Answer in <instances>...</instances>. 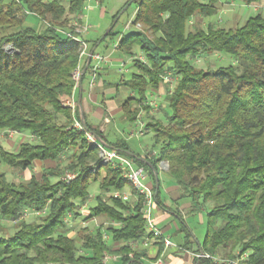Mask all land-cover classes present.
<instances>
[{
    "label": "trees",
    "instance_id": "trees-1",
    "mask_svg": "<svg viewBox=\"0 0 264 264\" xmlns=\"http://www.w3.org/2000/svg\"><path fill=\"white\" fill-rule=\"evenodd\" d=\"M242 1L250 5L261 0ZM84 2L0 0V130L34 136L15 152L0 145V164L29 170L34 161L48 162L42 174L19 182L8 180L0 169V218L16 225L11 234L0 235V264H99L111 252L105 234L112 242L123 243L118 251L127 263L128 253L137 256L128 243L151 236L140 211L142 196L120 170L100 163L98 148L86 141L83 132L68 129L79 114L62 102L73 93L80 43L67 17L80 13ZM132 3L135 17L130 24L136 30L120 35L115 49L120 60L132 57L134 66L122 82L132 95L121 102V114L133 124L143 110L146 131L153 134L159 151L147 157L133 152L124 139L109 142L82 113L85 129L143 167L152 182L158 163L167 162L166 174L180 186L182 196L190 199L194 209H206L200 252L215 256L221 250L229 259L247 254L242 264H264V15H251L234 28L212 22L205 28L189 27L195 14L214 15L217 0ZM28 16L37 17L36 28L26 25ZM113 27L94 52L118 34ZM99 36L83 37L89 50ZM6 44L15 51L6 52ZM213 53L228 57L229 64L206 69L195 65V60ZM84 65L82 61L80 68ZM166 70L176 77L171 93H165L161 78ZM88 71L89 66L80 86ZM146 91L164 97L162 110L168 108L170 113L163 120H153L149 106L143 105ZM65 170L78 174L64 183L58 176ZM90 181L98 182L99 192L85 219L102 216L119 225L101 224L93 231L83 228L78 238L70 237L65 217L80 216ZM151 188L154 202L158 201L159 184L155 188L152 183ZM114 190L128 191L131 198L114 197ZM24 210L41 213L26 221L20 219ZM154 244L156 259L163 243ZM195 261L215 264L203 256Z\"/></svg>",
    "mask_w": 264,
    "mask_h": 264
},
{
    "label": "crops",
    "instance_id": "crops-1",
    "mask_svg": "<svg viewBox=\"0 0 264 264\" xmlns=\"http://www.w3.org/2000/svg\"><path fill=\"white\" fill-rule=\"evenodd\" d=\"M87 2H89V4ZM91 2L96 5L100 4L101 0H85L81 12L74 15V17H76L82 24L84 23V19H86L87 17L85 16L86 13H84V11L92 9ZM28 18L29 16L27 17V19ZM31 19V21L37 22L36 16H31ZM72 22L75 21L72 19ZM98 27L99 26H97V28ZM97 28L93 27L91 31L85 32L82 36L85 39L96 37L100 34V29ZM106 46L107 43L101 44L99 46L100 51H97L108 57V62L104 64L100 69L98 78H100L101 74H109L110 70L113 67H117L118 71L122 74L127 73L128 70L124 68V58L123 60H120L115 51H112L110 49L106 50ZM212 56H215L214 61H216L218 58H224L222 55L217 53H213ZM121 62L124 63L123 67H120ZM104 89L106 91V89L108 88ZM99 91L102 94V98L98 96ZM130 95H132V91L128 92V96ZM160 97L161 95L158 96V98ZM75 100L77 104L79 118L83 120L82 113H84L88 123L92 127H98V130L103 133H105L106 131V125L105 127H103V119L105 117H110V123L115 117L119 116L121 113L120 104L122 101L115 102L112 99L103 98V91L101 86L98 87L96 85L93 89L89 90L87 86V77H85L82 81L81 91L75 92ZM6 139L7 140L5 141L7 145L13 146H18L21 142L26 141L25 134L22 133H14ZM0 145L4 148L1 142ZM148 154L149 153H147L146 151L143 152V155L147 156ZM147 157L150 156L148 155ZM47 165L48 162L46 161H34L29 170H22L24 172L23 175L25 179H28L31 174H42L46 169ZM158 166L159 169L154 173V181L152 182V180H149L148 182H146L150 187L152 183L155 185L156 181L159 184L158 201H155L154 206L152 207L151 217L155 226L161 229L164 234L168 235L175 245L167 247L166 249H164V251L161 252V264H196L197 262L195 261V257L197 254L201 253L199 251V245L203 240L205 232L206 209L204 208V206H200L194 209L192 207L190 199L188 197L182 196V189L180 188V186H178L170 177L167 176V166L165 165V163L159 162ZM148 179H150V177H147V180ZM84 207V204L80 205V216L76 217V219L80 218L83 220L81 222L82 229L86 228L88 231H93L97 226L101 224H107L108 220L102 216H94L92 218L85 219V217L88 216V207ZM194 218H196V220L198 219L196 221V224L193 221ZM76 219L73 220L76 221ZM106 241L111 245V252L107 253L108 255H110V258L106 261L101 260L99 264H152L157 254V245L154 244L155 240L144 237L143 239H140L132 244V249H134L137 256H134L133 252H131V255H129L128 253L130 262L128 261L127 263H124L122 260V254L118 251L119 248L123 245V243L112 242L109 236H107ZM85 253L87 257L90 256V253ZM111 256L116 257L112 258Z\"/></svg>",
    "mask_w": 264,
    "mask_h": 264
},
{
    "label": "rangeland",
    "instance_id": "rangeland-1",
    "mask_svg": "<svg viewBox=\"0 0 264 264\" xmlns=\"http://www.w3.org/2000/svg\"><path fill=\"white\" fill-rule=\"evenodd\" d=\"M126 0H101L100 4L94 5L92 2V9L91 10H85L84 13L86 19H84V23L82 24L79 22V20L74 16H69V24L75 25L76 28H81V26H86L88 28V31H91L93 27L99 26L97 29H100V35L111 25V18L115 13H118L119 10L124 6ZM89 4V2H87ZM217 6V12L209 17H203L198 14H195L189 21V27L197 26V27H203L207 25L208 22H212L216 26L224 27V28H234L236 26L241 25L248 16L254 15L258 12L262 13L264 15V9L263 10H253L248 5H246L242 0H217L216 3ZM222 10V11H221ZM226 11V12H225ZM117 15V14H116ZM135 17V3H131L129 6L126 7V9L119 15L117 22L115 23L113 27L114 32H118V34L115 37L107 38L106 43L109 45V49L112 51H115L113 48V44L117 41L120 35H125L127 33L133 32L136 30L134 26L129 24L130 21H132ZM30 18L26 20V25H30L32 27H37V22L31 21ZM72 19L75 22H72ZM99 38V37H98ZM98 51H100V47H98ZM90 50L88 49V53ZM97 52V51H96ZM137 52V50H135ZM139 55V54H137ZM213 54H210L209 56H205L203 58H200L198 60H195L194 63L198 68L206 69V68H215L221 64L227 65L229 64V58H218L216 61H214L215 56H212ZM137 57V56H136ZM88 58V57H87ZM86 58V61H87ZM125 61V67L128 72L125 74H122L118 71L117 67H113L109 74H101L100 78L97 79V82L95 86L102 87L103 91V98L105 99H112L115 102L123 101L128 97V92H130L129 88L125 85H123V81L128 79L130 77V74L134 70V66L131 62L132 57H126L123 56ZM104 88H108L105 89ZM93 89V88H92ZM77 91V90H76ZM75 91V92H76ZM98 96L102 98V94L98 93ZM75 99V96H74ZM76 101V100H75ZM154 102H157V109L156 113L154 114L155 119L153 120H163V117L165 114H169L170 110L168 108L161 106V104L165 103L164 97L161 96L158 98V100H153ZM110 118V117H109ZM109 124V125H108ZM108 125V127H107ZM133 128V125L130 124L128 121L124 120L122 117V114L120 113L119 116L115 117L110 123L106 124V131L103 134L104 137L109 141H113L116 139H124L125 142L128 144L130 149L140 155H143V152L146 151L149 153V156H152L153 153H158L159 146L154 145L155 141L153 138V134L151 132H147L142 137H130L128 135L129 131ZM7 137H2L0 139V142L4 146V148L7 151L15 152L18 149V146L13 145H7L6 139ZM27 141V139H26ZM17 145V144H16ZM147 155V156H148ZM165 165L167 166V162H165ZM61 164H63V161H61ZM159 166L157 165V170ZM0 169L2 171L6 172V177L8 180L13 182H19L26 180L24 177V172L20 170L19 168H12L6 164H0ZM167 169V167H166ZM63 172V171H62ZM61 172V173H62ZM60 173V174H61ZM59 174V175H60ZM59 177V176H58ZM52 181L56 180V178L52 177ZM150 179H146L145 182H148ZM89 196L88 198L82 202L80 205L84 204L87 208L89 205L94 204V197L99 192L98 182L97 181H90L89 187H88ZM107 196V194H105ZM80 207V206H79ZM39 214H33L30 213L23 219L26 221L36 219V216ZM76 219V218H75ZM198 220V219H197ZM196 218H194V223L196 224ZM83 220L80 218H77L76 221L71 219V217L68 218V229L67 232L70 237L78 238L79 235L82 232L81 222ZM15 224L5 218H0V235H8L11 234L15 229ZM71 226V227H69ZM218 258H226L224 257L223 251H218L215 254Z\"/></svg>",
    "mask_w": 264,
    "mask_h": 264
},
{
    "label": "built area",
    "instance_id": "built-area-1",
    "mask_svg": "<svg viewBox=\"0 0 264 264\" xmlns=\"http://www.w3.org/2000/svg\"><path fill=\"white\" fill-rule=\"evenodd\" d=\"M248 7H250L251 9L257 11V10H263L264 9V0H261L259 2L256 3H252L250 5H248ZM130 24V22H129ZM137 28L140 27V24H136L135 25ZM88 31V28H86V26H81V28H76L75 32L78 33L79 35L75 37V39L77 41H79L80 43V52H79V59L80 62L77 66V68L75 69V71L73 72V79L75 81V85H74V89H73V93L70 96H67L63 99L62 104L65 105L66 107L70 108L72 110V112H74L77 109V104L76 101L74 99L75 96V91L77 89L78 86V81H79V76H80V71H81V62L86 61V58L89 56L88 53V45L85 42V40L83 39V34L85 32ZM66 34L68 36H71V33L66 32ZM113 48L116 49L117 48V41L113 44ZM139 59H143L142 55H138L137 56ZM108 62V57L106 55H103L99 52H94L90 55V60L88 62L89 66V71H88V76H87V86L88 89L91 90L92 88H94L97 79H98V73L100 71V69L102 68V66L104 64H106ZM124 63L121 62L120 63V67H123ZM162 81L163 84L165 86V93H171L174 83L176 81V77L174 75H172V73L168 70H166L162 76ZM158 96L159 95H155V93L151 92V91H146V100L144 101L143 105H148L149 106V113L150 114H154L156 113V109H157V102H154L153 100H158ZM144 111L140 110L138 112V114L136 115V119L134 121L133 128L129 131L128 135L130 137H142L147 131L145 128L146 125V120L144 118ZM110 118L109 117H105L103 119V127H105V125L107 123H109ZM102 127V128H103ZM74 129L76 132H83L84 133V137L86 139V141L94 147H97L99 150V156H100V163L101 164H110L113 168H117L118 170H120L122 172V176L125 180H127L130 185L136 190V192L142 196V207H141V213L143 215L144 221H145V229L146 232L148 234H150V237L147 238H151L154 239L155 241L157 240H162L163 243V250L166 249L167 247L170 246H175L174 243L171 241L170 237L166 234H164L162 232L161 229H159L158 227L155 226L152 217H151V211H152V207L154 206V195H153V190L152 188L145 182V180L147 179V172L144 170L143 167L138 166L134 163V161L129 158L126 157L122 154H119L115 149H112L110 147L107 146V144L104 142V140H102L101 138L97 137L96 135H94L92 132L87 131L83 125V120L79 117H74L72 120V123L70 124V126L68 127ZM14 133H20V132H16L14 130H10V129H4V130H0V139L2 137H9ZM25 134V138L27 140H33L34 136L33 135H28L26 133H22ZM77 171H71V170H65L63 171L58 179L61 182L64 183H68L70 181H72L76 176H77ZM112 195L114 197H119L122 200H129L131 198V194L128 191H120V190H114L112 191ZM30 213L33 214H40L41 211H33V210H24L23 213L20 216V219H23L24 217H26L27 215H29ZM70 217V213H68L65 217V221L67 222V226L69 225L68 222V218ZM14 222V221H12ZM107 224H111L113 226H118L119 223L113 220H110L107 222ZM107 234H105V238H107ZM136 242V241H130L128 244L131 248L132 244ZM129 255H131V252L129 253ZM197 257L203 256V257H207L213 260V262L215 264H242V261L244 259H246L247 254H242V255H237L234 258H218L214 255H210L208 253H200L196 255ZM112 258H115L116 256H111ZM110 258V255L105 254L102 257L103 261H106L107 259ZM162 263V254L159 255V257H157L152 264H161Z\"/></svg>",
    "mask_w": 264,
    "mask_h": 264
},
{
    "label": "water",
    "instance_id": "water-1",
    "mask_svg": "<svg viewBox=\"0 0 264 264\" xmlns=\"http://www.w3.org/2000/svg\"><path fill=\"white\" fill-rule=\"evenodd\" d=\"M134 0H128L124 6L119 10V12L117 13V15L115 16V18L113 19L111 25L99 36V38L97 39L96 43H95V46L90 50L89 52V56L87 58V62L85 63L84 67L81 69L80 71V76H79V81H78V88H79V92L81 91V86H80V79H81V76L84 74V72L86 71V68H87V65H88V62L90 60V55L93 53L95 47L100 43V41L105 37V35L107 34V32L113 27V25L115 24L116 20L118 19L119 15L126 9L127 6H129ZM4 50L6 52H13L15 51V49L13 48V46L11 44H6L4 46ZM79 96H80V93H79ZM78 103H79V100H78ZM108 146V145H107ZM109 147V146H108ZM113 149V147H110ZM127 154L131 155L132 153L130 151H125ZM158 187V183L157 181L155 182V188ZM202 253V252H201Z\"/></svg>",
    "mask_w": 264,
    "mask_h": 264
}]
</instances>
